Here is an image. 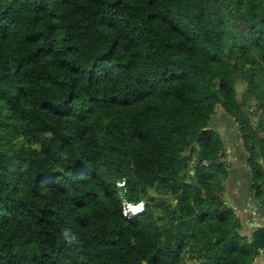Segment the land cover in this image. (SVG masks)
Listing matches in <instances>:
<instances>
[{
	"label": "trees",
	"instance_id": "trees-1",
	"mask_svg": "<svg viewBox=\"0 0 264 264\" xmlns=\"http://www.w3.org/2000/svg\"><path fill=\"white\" fill-rule=\"evenodd\" d=\"M251 197L264 0H0V264H254Z\"/></svg>",
	"mask_w": 264,
	"mask_h": 264
},
{
	"label": "rangeland",
	"instance_id": "rangeland-1",
	"mask_svg": "<svg viewBox=\"0 0 264 264\" xmlns=\"http://www.w3.org/2000/svg\"><path fill=\"white\" fill-rule=\"evenodd\" d=\"M241 85V84H240ZM239 85V86H240ZM243 89H244V87L241 85L240 87H239V92H241V91H243ZM239 94H241V93H239ZM228 125H230V127H228L227 126V131H228V133H229V131H231V137H232V139L235 141V144L237 143H240V147H242L241 146V143H242V139H240L239 138V133H238V130H236L235 128H234V126H233V124H228ZM223 129H224V131L226 130V128L223 126ZM236 148H238V147H236ZM250 155V154H249ZM222 160H224V157L222 158ZM245 162V164H246V160H244ZM247 166V165H246ZM246 166H244V164L243 163H241L240 164V168L243 170V173H244V175H246V174H248V172H247V170H246ZM236 178V173H234V175H233V177H232V179L229 181L228 180V182H226V184H228L229 182H231L233 179H235ZM244 178H245V182L247 183V178H246V176H244ZM248 185H249V183H248ZM229 186V185H228ZM231 186V185H230ZM248 186L246 185L245 186V188H247ZM237 189V188H236ZM245 190V189H244ZM228 191V190H227ZM226 191V192H227ZM243 192V191H242ZM228 193V192H227ZM152 194L153 195H155L156 197H167V195H165V194H160V192L159 191H157V190H153L152 191ZM253 199V197H251L250 199H249V201H248V204L246 205H244V206H241V205H238V204H236L235 202V204H234V206H236L238 209H241V210H243L245 213H247V212H250L251 210H252V212H254V214H253V216H255L256 217V221H258L260 224H264V207H257L256 206V204H255V202L252 200ZM170 202H173L174 203V200L173 199H170ZM140 206V208H142L143 207V205L141 204V205H139ZM258 208V209H256V210H254L253 208ZM137 209H139V208H137ZM248 214H250V213H248ZM247 214V215H248ZM247 215H246V217H247ZM255 221V220H254ZM247 224L250 226L249 228V230L251 231V230H253V227L251 226V224H250V221H248L247 222ZM252 224H254L253 222H252ZM255 262V261H254ZM197 262L196 261H192V260H189L188 261V264H196ZM255 264V263H254Z\"/></svg>",
	"mask_w": 264,
	"mask_h": 264
},
{
	"label": "crops",
	"instance_id": "crops-1",
	"mask_svg": "<svg viewBox=\"0 0 264 264\" xmlns=\"http://www.w3.org/2000/svg\"><path fill=\"white\" fill-rule=\"evenodd\" d=\"M223 126L226 128V130L224 131ZM227 126L229 127L230 125H228V123H224L222 125V129H223V134L225 136V142H226V148H227V152H228V157L232 158L233 161L237 160V151L235 149V144H234V140L231 137V134L228 133V129ZM240 166H234L233 168V174L236 173V178L233 179L231 182H229V186L233 184V188L235 189L237 195L239 197H242V195L240 194V191L245 188V186H242V184L245 182L244 177L242 176V174L240 173ZM237 188V189H236ZM256 210V209H255ZM252 214H254V212L251 211ZM252 220H256V217L253 216ZM258 222V221H257ZM253 223H255V221H253ZM250 224H252V222L250 221ZM264 225V224H263ZM249 226V225H248ZM252 226V225H251ZM250 227V226H249ZM253 227V226H252ZM258 264H264V256L262 257L261 261Z\"/></svg>",
	"mask_w": 264,
	"mask_h": 264
},
{
	"label": "clouds",
	"instance_id": "clouds-1",
	"mask_svg": "<svg viewBox=\"0 0 264 264\" xmlns=\"http://www.w3.org/2000/svg\"><path fill=\"white\" fill-rule=\"evenodd\" d=\"M141 204L143 205V207L142 208H139V209H136V207L139 206V205H141ZM144 208H145V202L144 201H141L138 204L127 203L124 206L123 213H124L125 216L129 217L131 214H137V213L142 212L144 210ZM262 226H264V225H262ZM255 264H257V263H255Z\"/></svg>",
	"mask_w": 264,
	"mask_h": 264
},
{
	"label": "built area",
	"instance_id": "built-area-1",
	"mask_svg": "<svg viewBox=\"0 0 264 264\" xmlns=\"http://www.w3.org/2000/svg\"><path fill=\"white\" fill-rule=\"evenodd\" d=\"M207 164V163H206ZM252 226H254V227H261L263 224H260L259 222H257L256 220H255V223L254 224H251ZM264 256V250L261 252V254L260 255H258L256 258H255V263H259L260 261H261V259H262V257Z\"/></svg>",
	"mask_w": 264,
	"mask_h": 264
},
{
	"label": "bare ground",
	"instance_id": "bare-ground-1",
	"mask_svg": "<svg viewBox=\"0 0 264 264\" xmlns=\"http://www.w3.org/2000/svg\"><path fill=\"white\" fill-rule=\"evenodd\" d=\"M137 208H140V206H137L136 209H137Z\"/></svg>",
	"mask_w": 264,
	"mask_h": 264
}]
</instances>
